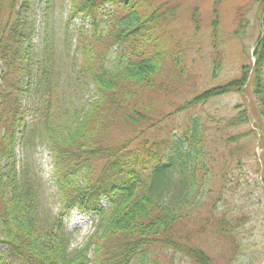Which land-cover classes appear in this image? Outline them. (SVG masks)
<instances>
[{
  "label": "trees",
  "instance_id": "16d2710c",
  "mask_svg": "<svg viewBox=\"0 0 264 264\" xmlns=\"http://www.w3.org/2000/svg\"><path fill=\"white\" fill-rule=\"evenodd\" d=\"M257 1L264 12V0ZM36 2L43 5L45 26L34 47L36 19L30 7ZM55 6L56 0H0V246L5 248L0 264H179L176 258L213 264L180 234L194 220L210 170V127L196 114L181 132L166 131L160 140L154 136L133 145L135 137L117 143L112 133L121 127L143 128L142 135L164 116L246 91L249 84L264 118V17L248 74L243 71L237 81L207 89L174 112L159 115L155 97L172 92L187 70L186 52L171 35L178 7L150 0H71L66 25L75 19L81 24L73 44L72 37L69 42L64 37L63 51L67 58L76 53L81 63L64 83L54 62ZM218 20L214 9L211 44L216 52ZM191 23L198 31L196 12ZM113 48L126 61L118 58L123 65L119 71L109 66ZM213 66L216 76L221 59ZM88 87L94 96L84 101ZM248 122L244 108L224 125L237 129ZM262 139L264 145V131ZM236 140L228 135L222 143ZM40 145L49 152L60 203L59 214L49 219L40 212L39 176L24 161L25 151ZM228 152L240 166V148ZM74 210L95 217V226L83 247L70 250L64 218Z\"/></svg>",
  "mask_w": 264,
  "mask_h": 264
},
{
  "label": "rangeland",
  "instance_id": "374dc122",
  "mask_svg": "<svg viewBox=\"0 0 264 264\" xmlns=\"http://www.w3.org/2000/svg\"><path fill=\"white\" fill-rule=\"evenodd\" d=\"M71 0H56L54 8L53 37L55 40V68L67 81L72 71L79 70L81 63L75 53L69 58L64 54V37L70 41L78 35L77 22L66 25L67 10ZM156 6L169 3L178 7L177 17L172 23L171 35L173 42L179 44L187 56L186 73L183 82L176 83L174 90L163 92L154 99V111L157 114L174 112L175 108L192 101L196 95L207 89L226 85L237 81L243 71H248L255 62L254 49L257 39L263 34L262 2L257 0H150ZM32 17L35 20V36L32 39L34 47L39 43L43 5L34 3ZM112 8V7H111ZM114 9V8H113ZM214 9L218 11L220 48L212 50L211 24L214 19ZM242 11L241 20L238 15ZM111 12V11H110ZM196 12L199 18L198 31L191 23L192 14ZM123 11H117V16H123ZM53 17V18H54ZM242 21V22H241ZM241 22V23H240ZM239 32L238 35H234ZM73 50V48H72ZM117 48L110 51L109 66L119 71L125 58ZM221 59V69L214 76V60ZM121 59L122 64H117ZM248 74V72H247ZM215 78H213V77ZM7 82L9 80H6ZM251 82V78L249 79ZM7 89V88H5ZM246 91L223 95L207 104L196 106L193 110L164 116L161 124L154 130L145 131L139 135L135 129L121 127L112 133V141L117 143L123 139L131 140L137 137L133 145L153 137L158 140L165 138L166 131L181 132L187 119L200 115L209 126L208 153L210 170L204 179L197 201L194 220L180 228V234L192 245L204 251L213 264H264V148L262 132L264 118H260L259 99L253 95V86L248 85ZM94 96L92 87L84 94V101ZM157 99V100H156ZM157 102H156V101ZM247 108L250 122L240 125L237 129L225 128V122L236 117L240 110ZM221 119L218 125L216 122ZM213 125V126H212ZM219 129V130H218ZM175 132V133H176ZM236 137V142L223 144L227 136ZM226 146V147H225ZM240 148L243 159L240 166L235 158L229 157L230 149ZM21 155V152L19 151ZM29 170L38 174L40 212L44 217L52 218L59 214L60 203L56 185L53 181V170L50 155L43 145L24 153ZM231 167V168H230ZM64 224L71 235L70 250L83 247V244L93 234L94 217H85L71 212L65 217ZM222 228V229H221ZM225 230L230 231V237L225 236ZM5 248L0 246V253ZM92 259V256H89ZM179 264H188L178 260Z\"/></svg>",
  "mask_w": 264,
  "mask_h": 264
}]
</instances>
